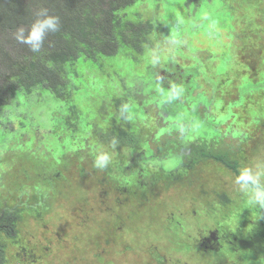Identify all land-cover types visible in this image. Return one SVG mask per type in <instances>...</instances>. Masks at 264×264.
<instances>
[{
	"label": "rangeland",
	"instance_id": "1",
	"mask_svg": "<svg viewBox=\"0 0 264 264\" xmlns=\"http://www.w3.org/2000/svg\"><path fill=\"white\" fill-rule=\"evenodd\" d=\"M118 17L162 30L140 50L123 32L121 45L101 38L95 50L112 56L79 50L61 99L18 88L1 107L0 210L15 213L0 264H264V210L248 204L231 170L193 159L202 144L215 147L200 133L218 123L227 146L218 151L231 148L240 172L264 174V0H135ZM16 53H0V85ZM193 68L185 84L174 74ZM165 83L178 96L198 85L185 95L201 101L202 125L184 118V97L169 102ZM175 121L184 134L165 131ZM171 151L186 163L166 160ZM102 153L110 161L100 169Z\"/></svg>",
	"mask_w": 264,
	"mask_h": 264
},
{
	"label": "trees",
	"instance_id": "2",
	"mask_svg": "<svg viewBox=\"0 0 264 264\" xmlns=\"http://www.w3.org/2000/svg\"><path fill=\"white\" fill-rule=\"evenodd\" d=\"M134 2L135 0H0V53H2L1 56L3 57V48L16 49L17 52L15 59L9 58L10 61L7 63L9 79L0 85V114L3 113L1 107L10 108L13 105L18 88L27 95L32 94L38 87H42L54 97L63 96L69 83L66 80V68L69 64H74L75 60L73 59L79 50L87 47H89V51L97 49L95 45L101 38L108 37L113 39L116 45H121V39L119 40L116 34L122 35L123 32L126 34L127 39L132 38L131 44L133 48L140 50L141 44L148 42V35L153 33L157 27L160 29L162 25L159 24L158 26L157 20L156 22L151 20L145 23H135L126 18H119L118 13L131 7ZM43 8H46L50 14L60 18L61 27L57 33L48 37L41 52L33 53L26 45L17 43L14 39V33L20 27L27 29L36 18L37 12ZM183 32L181 30V34ZM95 51L105 57L112 56L109 50L105 51L100 48ZM226 63L229 65L228 60L225 59L222 65L226 66ZM174 74L179 75L182 80L192 81L196 75L198 76L199 70L193 68L185 71V76L180 71L178 74L176 72ZM195 88H198L197 84H195L194 89L181 87L178 91L179 96L176 95L177 91H172L173 87L169 89V85H166L163 91L175 93L170 103H173L176 108L180 105V99L184 97L183 113L187 114L190 112V116L195 114L193 120H200V110H196V108L197 106L201 107L199 106L201 101L190 102L191 105L187 104L186 101H189V99H186L185 91H183L187 90L192 94V91L196 93L194 91ZM263 89L264 87H261V90ZM180 92L184 95H181ZM202 106H204L203 103ZM208 121L211 122L212 120L208 119ZM218 127L219 125L216 123L213 129H216L217 132L214 130H211V132L220 134ZM214 133L209 136L211 138L210 143H213L215 147L210 150L205 147V143L202 144V147H199L196 151L197 158L193 157V159L196 161L202 159L212 160L220 163L227 170H231L237 177L240 174L241 166L237 159L232 158L234 151L231 148H228L227 152L218 151L219 146H227L224 145L226 143L221 141L225 137L222 138L223 135L221 134L220 136L217 135V137ZM227 133L226 135L230 134L233 138H236L234 133L229 131ZM206 138L208 139V137L204 136L201 139L204 142ZM120 139H131V135L121 132ZM217 139H219V142H217ZM199 155L200 158L198 157ZM183 162L186 163V160L184 159ZM132 220H135L134 214L131 218ZM109 249L106 248V252L103 250L104 257L109 255ZM101 257H97L99 263L102 259Z\"/></svg>",
	"mask_w": 264,
	"mask_h": 264
},
{
	"label": "clouds",
	"instance_id": "3",
	"mask_svg": "<svg viewBox=\"0 0 264 264\" xmlns=\"http://www.w3.org/2000/svg\"><path fill=\"white\" fill-rule=\"evenodd\" d=\"M61 20L58 16L52 15L46 8L40 9L36 18L27 29L20 27L14 33L17 43L26 45L33 53L41 52L51 34L60 30ZM115 143V142H113ZM110 157L102 153L95 158L94 165L100 169L107 167ZM264 174L253 172L251 169H242L236 177L235 183L240 186L248 197V204L264 210Z\"/></svg>",
	"mask_w": 264,
	"mask_h": 264
},
{
	"label": "flooded vegetation",
	"instance_id": "4",
	"mask_svg": "<svg viewBox=\"0 0 264 264\" xmlns=\"http://www.w3.org/2000/svg\"><path fill=\"white\" fill-rule=\"evenodd\" d=\"M180 73L182 74V75H184L185 76V72H183V71H180ZM164 77H166V75L164 74L163 75V78ZM172 77H173V74H172ZM167 81H168V77H167ZM166 81V82H167ZM182 81H184L183 82V84H185V80H182ZM169 82V81H168ZM167 84L165 83L164 84V87L166 86ZM183 91H185V90H183ZM171 98H173V97H171ZM169 102H171V100H169ZM175 102V101H174ZM187 114H189V113H187ZM187 114H184V118L186 119V115ZM188 117H190V119L189 120H191L192 119V123H191V125H192V127H199L200 125H202V121H200V120H198V119H196V120H193L194 119V117H195V114H192L191 116H188ZM176 123H179V125H177ZM176 124V125H175ZM175 124H172L171 126H173L172 127V129L169 127V128H165V131H168L169 129L172 131V130H176V131H179L181 134H184V129H186L185 127H181V126H183V124H182V122H178V121H175ZM184 124H186V122H184ZM180 126V127H179ZM212 130H214V131H216L217 132V130L216 129H212ZM7 131V123L5 122V119H4V116H1L0 117V132L2 133H4V132H6ZM2 133V134H3ZM214 132H206V131H203L202 133H200V137L201 138H203L204 136H207V135H211V134H213ZM215 134V133H214ZM221 135H223L222 133H220ZM220 134H215L216 136L218 135V136H220ZM191 135V134H190ZM217 136V137H218ZM8 137H9V135H8ZM8 137H4L3 138V141H4V143H5V141L7 140V138ZM192 137V136H191ZM202 140V139H201ZM203 141V140H202ZM2 142V141H1ZM217 142H219V139H217ZM0 144H3V143H0ZM163 149H165V146H164V144H162V148H161V150H163ZM159 150V149H158ZM153 155V154H152ZM167 158H166V160H168V161H170V162H175V163H182L183 162V160L185 159H183V157H181V158H179V156L180 155H177V154H174L172 151L170 152V153H168L167 155ZM157 158V157H156ZM156 158L154 159V160H156ZM166 160H164V161H166ZM14 213H15V210H12L11 208H7V207H5V208H2V210H0V235L1 234H9V235H14V230H13V226H9V222H10V220H9V218H10V215H14ZM7 215H9V217L8 218H6V216Z\"/></svg>",
	"mask_w": 264,
	"mask_h": 264
}]
</instances>
